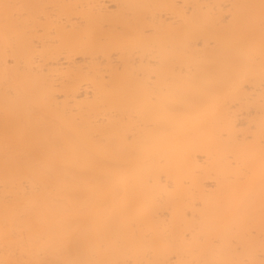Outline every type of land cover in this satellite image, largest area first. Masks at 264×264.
<instances>
[{
    "label": "bare ground",
    "instance_id": "1",
    "mask_svg": "<svg viewBox=\"0 0 264 264\" xmlns=\"http://www.w3.org/2000/svg\"><path fill=\"white\" fill-rule=\"evenodd\" d=\"M0 264H264V0H0Z\"/></svg>",
    "mask_w": 264,
    "mask_h": 264
}]
</instances>
